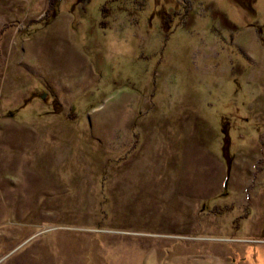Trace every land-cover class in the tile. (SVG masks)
<instances>
[{
	"label": "rangeland",
	"instance_id": "obj_1",
	"mask_svg": "<svg viewBox=\"0 0 264 264\" xmlns=\"http://www.w3.org/2000/svg\"><path fill=\"white\" fill-rule=\"evenodd\" d=\"M0 0V264H264V0Z\"/></svg>",
	"mask_w": 264,
	"mask_h": 264
},
{
	"label": "trees",
	"instance_id": "obj_2",
	"mask_svg": "<svg viewBox=\"0 0 264 264\" xmlns=\"http://www.w3.org/2000/svg\"><path fill=\"white\" fill-rule=\"evenodd\" d=\"M51 7L48 10V14L50 15H56L57 11V5L59 4L60 0H49Z\"/></svg>",
	"mask_w": 264,
	"mask_h": 264
}]
</instances>
